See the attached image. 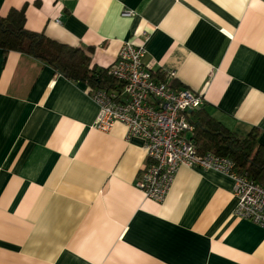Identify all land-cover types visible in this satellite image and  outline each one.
I'll use <instances>...</instances> for the list:
<instances>
[{"label":"crops","instance_id":"crops-1","mask_svg":"<svg viewBox=\"0 0 264 264\" xmlns=\"http://www.w3.org/2000/svg\"><path fill=\"white\" fill-rule=\"evenodd\" d=\"M21 9L91 68L141 45L156 80L264 146V0H0L1 17ZM90 94L0 49V264H264V228L235 215L232 179L180 166L163 202L146 199L142 140L97 130Z\"/></svg>","mask_w":264,"mask_h":264},{"label":"built area","instance_id":"built-area-1","mask_svg":"<svg viewBox=\"0 0 264 264\" xmlns=\"http://www.w3.org/2000/svg\"><path fill=\"white\" fill-rule=\"evenodd\" d=\"M145 54L141 45L124 42L109 70L122 88L95 90L90 94L99 109L94 124L97 130L107 133L116 124H122L129 137L139 138L144 144L147 164L136 188L146 199L161 203L180 166L214 171L234 182L233 192L238 200L235 215L264 228V187L246 174L236 172L228 158L201 151L189 141L187 135L194 127L188 116L203 106V98L157 81L144 65ZM174 76L168 74L169 79Z\"/></svg>","mask_w":264,"mask_h":264},{"label":"trees","instance_id":"trees-1","mask_svg":"<svg viewBox=\"0 0 264 264\" xmlns=\"http://www.w3.org/2000/svg\"><path fill=\"white\" fill-rule=\"evenodd\" d=\"M0 49L5 53L14 51L28 55L70 80L85 82L91 91H120L122 88L109 74L110 68H91L90 57L84 50L27 30L24 9L12 10L6 17L0 16ZM190 123L194 130L189 141L197 149L228 158L234 163L236 172L246 174L264 187V146L258 143L255 132L245 137L238 136L204 108L195 112Z\"/></svg>","mask_w":264,"mask_h":264}]
</instances>
